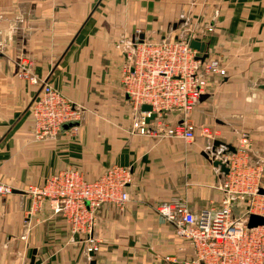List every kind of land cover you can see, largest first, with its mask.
<instances>
[{"label":"crops","instance_id":"0c3cea01","mask_svg":"<svg viewBox=\"0 0 264 264\" xmlns=\"http://www.w3.org/2000/svg\"><path fill=\"white\" fill-rule=\"evenodd\" d=\"M188 33L225 69L208 78L189 113L194 139L131 132L121 82L129 44ZM24 58L85 110L54 139L34 135L30 106L38 87L17 76ZM210 125L214 138L201 132ZM243 132L249 162L264 177V0H0V182L15 190L0 195V264H174L165 257L179 247L178 259L191 257L189 243L156 207L172 199L194 213L218 207L225 174L213 160ZM214 140L225 145L211 151ZM113 165L131 170L130 199L123 209H97V250L87 252L45 200L28 213V186L68 167L93 180ZM241 211L237 205L233 214Z\"/></svg>","mask_w":264,"mask_h":264},{"label":"built area","instance_id":"2783aa9c","mask_svg":"<svg viewBox=\"0 0 264 264\" xmlns=\"http://www.w3.org/2000/svg\"><path fill=\"white\" fill-rule=\"evenodd\" d=\"M192 33L182 38L133 40L129 44L121 77L124 94L135 111L131 132L194 139L196 126L189 113L205 94L208 76H224L225 69L217 59L198 58L201 54L189 44L194 39ZM32 65V60L24 58L17 76L38 87L30 106L34 135L39 140L54 139L65 124L79 119L81 107L33 74ZM143 104L151 111H142ZM151 112L155 117L147 121ZM170 113L180 114L181 119L169 123L166 116ZM201 132L211 137L208 128L202 127ZM249 142V135L243 132L235 150L227 149L222 154L228 172L218 186L222 193L218 207L194 213L179 199L163 200L157 205V214L193 250L191 257L178 259L183 251L179 247L166 260L174 264H264V224L247 225L250 214L264 217V177L262 168L249 162ZM132 179L131 170L120 165L109 167L93 180H86L78 168L68 167L48 176L40 186L27 187L26 192L33 198L28 213L38 210L45 200L72 235L83 237L86 251L93 252L97 250V209L105 204L123 209L130 199ZM13 191L10 185L0 182L1 196ZM237 205L242 209L239 216L233 214Z\"/></svg>","mask_w":264,"mask_h":264},{"label":"water","instance_id":"95a60500","mask_svg":"<svg viewBox=\"0 0 264 264\" xmlns=\"http://www.w3.org/2000/svg\"><path fill=\"white\" fill-rule=\"evenodd\" d=\"M189 44H190L191 48L196 49L201 54L200 56H198V58L200 60H204L205 58L208 57V54L205 51V43L204 42L198 41L195 39H191ZM202 97H204V95H202L201 98ZM141 110L142 111H151V107L147 104H143L141 106ZM154 117H155V113L151 112L150 116L146 120L149 121V120L153 119ZM218 145H225V143L220 142L218 140H214L212 147H211V151H214ZM227 148L231 151H234V148H232V147L229 148V146H227ZM213 165L219 166L220 170L224 174H226L228 172V167L226 166V163L222 160V158H217V159L215 158L213 160ZM263 224H264V217L263 216H260L257 214H250L249 219H248V223H247L248 227H255L257 225H263ZM94 263H95V261L91 260L89 264H94ZM31 264H33V258L31 260Z\"/></svg>","mask_w":264,"mask_h":264},{"label":"rangeland","instance_id":"374dc122","mask_svg":"<svg viewBox=\"0 0 264 264\" xmlns=\"http://www.w3.org/2000/svg\"><path fill=\"white\" fill-rule=\"evenodd\" d=\"M128 50H129V48H128ZM127 50V51H128ZM219 61V60H218ZM125 62H126V57L125 58H123V63H122V66H121V75H122V69H123V66H124V64H125ZM219 63H220V61H219ZM221 64V63H220ZM210 76H215V75H209L208 76V78L210 77ZM121 80H122V77H121ZM122 82V81H121ZM122 88H123V86H122ZM124 91V90H123ZM126 96V95H125ZM126 100H127V98H126ZM193 110V109H192ZM84 109L83 108H81V114H80V117H79V119L83 116V113H84ZM126 117H128L130 120H131V124H132V121H133V119H134V117H135V111L133 110V108L131 107V105L129 104V102L127 101L126 102ZM171 114V113H170ZM170 114H168L167 116H166V121H167V117L170 115ZM78 119V120H79ZM191 120V119H190ZM204 127H206V128H208V130H209V132L211 133V137L210 138H214V136H217V130H216V127L215 126H213V125H210V126H204ZM202 129V128H201ZM130 131H131V125H130ZM60 134V133H59ZM58 134V135H59ZM240 135H241V133H240ZM240 135H238V139H239V137H240ZM249 135V134H248ZM216 138V137H215ZM236 146H237V144H236ZM236 146L234 147V150H235V148H236ZM228 148L226 147V148H223V150H222V152H225V150H227ZM229 150V149H228ZM231 151V150H230ZM221 154H223V153H221ZM220 154V155H221Z\"/></svg>","mask_w":264,"mask_h":264}]
</instances>
